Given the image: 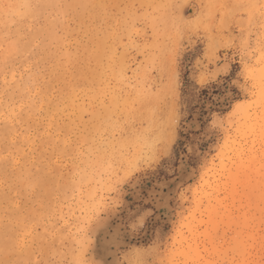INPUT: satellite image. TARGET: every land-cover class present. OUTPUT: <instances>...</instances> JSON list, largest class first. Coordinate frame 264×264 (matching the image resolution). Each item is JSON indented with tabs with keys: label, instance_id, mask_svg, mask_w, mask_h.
Returning <instances> with one entry per match:
<instances>
[{
	"label": "rangeland",
	"instance_id": "obj_1",
	"mask_svg": "<svg viewBox=\"0 0 264 264\" xmlns=\"http://www.w3.org/2000/svg\"><path fill=\"white\" fill-rule=\"evenodd\" d=\"M48 4L0 26V264H264V0Z\"/></svg>",
	"mask_w": 264,
	"mask_h": 264
},
{
	"label": "bare ground",
	"instance_id": "obj_2",
	"mask_svg": "<svg viewBox=\"0 0 264 264\" xmlns=\"http://www.w3.org/2000/svg\"><path fill=\"white\" fill-rule=\"evenodd\" d=\"M36 4H41L44 7H47L46 5H48V6L50 5V4H48V0H0V26L5 28V29L7 28V22H8L7 21V14L10 11V9L12 12H14L15 16L17 18H19L20 20H23L25 16L28 19L35 17L34 15L36 14V9L34 6L37 7ZM49 29H48L47 33L49 34V37L52 39L54 37V34ZM33 35H32L33 39H37L38 33H35ZM9 51H10V49H9ZM262 74L264 76V73H262ZM16 78H17V75L12 70L11 71L12 94L21 103H26V101L28 99L27 98V95H28L27 84L29 83V81L32 80V75H28L25 78L21 77V79H19V80H16ZM35 81H36V79H35ZM21 99H22V101H21ZM37 110H38V107L35 104H32L30 106V109H29V114L33 117L34 115H36Z\"/></svg>",
	"mask_w": 264,
	"mask_h": 264
}]
</instances>
